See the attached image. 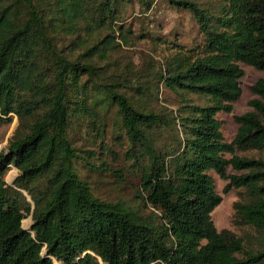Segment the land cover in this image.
<instances>
[{
  "label": "trees",
  "instance_id": "16d2710c",
  "mask_svg": "<svg viewBox=\"0 0 264 264\" xmlns=\"http://www.w3.org/2000/svg\"><path fill=\"white\" fill-rule=\"evenodd\" d=\"M158 2L189 16L198 47L134 33L135 7ZM144 38L165 46L162 62L120 58ZM239 64L264 72V0H0V122H18L0 151V264H264V247L211 218L213 172L223 193L242 191L235 221L264 242V160L237 155L264 151V79L231 142L217 119L241 96ZM77 122L99 153L72 142ZM107 154L130 198L97 197L79 175Z\"/></svg>",
  "mask_w": 264,
  "mask_h": 264
},
{
  "label": "rangeland",
  "instance_id": "374dc122",
  "mask_svg": "<svg viewBox=\"0 0 264 264\" xmlns=\"http://www.w3.org/2000/svg\"><path fill=\"white\" fill-rule=\"evenodd\" d=\"M139 11V7L136 6L133 11L134 15H132L134 20H128V22H133V31L136 35L140 32V28L143 27L154 35H168L167 39L171 40L177 38L180 43L189 49L191 47L194 48L199 46L201 37L186 13H178L162 2H158L155 8H153L150 13L144 15V17L140 16ZM191 53L194 52L192 51ZM166 55L167 51L162 43L153 42L148 38L131 42V45L129 46H123L120 52V58L122 60L131 59L137 67L142 69L151 65V63L157 66V63L162 62L163 57ZM239 66L244 72V75L240 80L241 96L233 105V113H219L217 115V119L221 123V133L226 142H231L238 128L237 124L234 122V116L243 115L251 111L252 108L249 103L252 100L257 99V97L251 92V86H253L258 80L264 79V72L257 71L243 64H239ZM167 96L171 103L173 96L168 93ZM106 123L107 131L104 141L106 143H111L113 136L112 129L114 127V117L112 112L106 116ZM17 124L18 122L15 117H13L11 122H0V151L7 146L8 140L13 135ZM81 130L82 128L80 127L79 122L71 128L70 138L75 146L84 150L93 149L98 152V142L94 144L90 143L88 137L85 138L83 136L84 132ZM113 150L116 153H119L117 147H114ZM237 155L264 160V151L237 152ZM226 158H229V156H226ZM104 161L111 164L113 170L118 169L117 165L119 160L115 163L112 162V156L110 154H107L104 157L100 156V159H97L96 155L93 159L89 160V163L93 164L94 167L85 164L79 165V175L89 183L93 193L97 197L109 201L130 198L132 187L129 182L125 179H121L118 173H113L110 169L106 168L103 164ZM227 172L228 174H234L231 168H228ZM17 174L18 171L14 167H10L6 173L5 181L10 184ZM210 175L213 178L215 192L221 197L220 204L211 213V218L216 229L220 232L229 231L238 238H241L246 249L263 248V238L256 230L249 226L239 225L235 221L233 204L240 200L242 191L232 189L225 194L223 193V189L226 182L222 181L213 172H210ZM31 223V219L27 218L23 220L22 226L24 229H29ZM54 264L60 263L54 261Z\"/></svg>",
  "mask_w": 264,
  "mask_h": 264
}]
</instances>
